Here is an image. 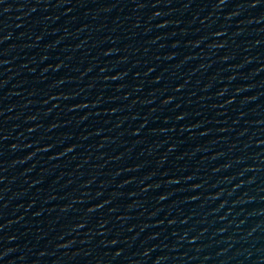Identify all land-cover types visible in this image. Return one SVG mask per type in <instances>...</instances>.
Wrapping results in <instances>:
<instances>
[{
  "label": "water",
  "instance_id": "1",
  "mask_svg": "<svg viewBox=\"0 0 264 264\" xmlns=\"http://www.w3.org/2000/svg\"><path fill=\"white\" fill-rule=\"evenodd\" d=\"M0 264H264V0H3Z\"/></svg>",
  "mask_w": 264,
  "mask_h": 264
},
{
  "label": "snow or ice",
  "instance_id": "2",
  "mask_svg": "<svg viewBox=\"0 0 264 264\" xmlns=\"http://www.w3.org/2000/svg\"><path fill=\"white\" fill-rule=\"evenodd\" d=\"M256 2H257V3H259V2H260V0H256ZM0 3H3V0H0Z\"/></svg>",
  "mask_w": 264,
  "mask_h": 264
}]
</instances>
